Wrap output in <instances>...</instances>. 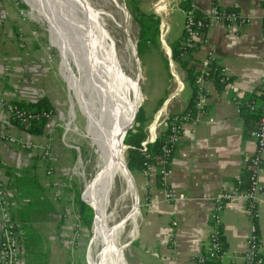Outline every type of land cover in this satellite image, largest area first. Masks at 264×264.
Returning <instances> with one entry per match:
<instances>
[{
    "label": "crops",
    "instance_id": "obj_1",
    "mask_svg": "<svg viewBox=\"0 0 264 264\" xmlns=\"http://www.w3.org/2000/svg\"><path fill=\"white\" fill-rule=\"evenodd\" d=\"M170 1L145 0L146 7L138 3L140 10L153 12L160 18L158 47L168 62L167 71L172 83L154 112L156 118L150 122L148 141L154 140L165 129L161 127L158 130L166 107L170 106L166 118L169 114L191 111V119L182 125L181 138L170 161L171 172L164 183L161 180L157 184L158 169L155 167L150 174L140 171L137 175L138 190L145 199L139 228L137 226L138 235L136 231L137 238L133 242L140 257L139 264H191L192 258L203 250L211 228L215 197L222 191L236 187L245 190L248 186L249 171L245 159L255 152V141L250 131L258 117L248 105L252 102L259 105L262 99L259 86L264 79V0H191L192 10L198 14L206 15L213 5H217L235 10L248 20L245 25L229 27L220 21H211L202 41L188 46L189 65L197 75L194 84L199 100L196 102L201 103V109L195 108L196 103L188 108L192 90L186 81V71L172 59L170 43L184 34L185 10L182 9V18L173 28ZM10 16L0 4V93L13 102H33L43 96L50 99L44 80L38 77L39 73L28 59L30 56L23 43L24 38ZM209 57L218 72L225 69L229 75L228 84L218 81V85L208 77L204 62ZM17 127L3 111L0 101V179L6 175L14 176L23 189L24 185L25 189H53L54 177L44 175L39 156L5 140L14 135L36 141V137ZM260 181L263 190L255 204L254 218L248 215L246 201L242 197L231 198L224 204L221 228L227 254L221 264H241L238 256L247 247L252 222L259 242L264 246V170ZM134 185L137 219L140 211ZM169 191L174 198H168ZM56 201L49 206L52 211L58 210ZM42 221L37 219L36 223L37 228L43 231ZM60 222L61 228L57 230L60 234L55 238L63 242L68 225L65 219ZM49 237L51 242L56 240ZM55 248L53 246L51 256L60 258V250L55 251Z\"/></svg>",
    "mask_w": 264,
    "mask_h": 264
},
{
    "label": "rangeland",
    "instance_id": "obj_2",
    "mask_svg": "<svg viewBox=\"0 0 264 264\" xmlns=\"http://www.w3.org/2000/svg\"><path fill=\"white\" fill-rule=\"evenodd\" d=\"M109 1L0 0L3 10L9 11L10 15H12L10 16L11 22L16 25L21 37L24 38L23 43L26 44V49L30 56H28V59L33 64L32 67H35L34 69L39 73L38 77L44 80L48 97H50V101L54 106L53 115L47 121L48 124L46 123L43 134L32 135L26 132L28 135L36 137V141L30 138H18L14 135L5 138V140H8V138L12 137L25 146L30 145L31 148H20L39 156L44 175L54 177L53 189H25L26 185H24L23 189L22 184L16 183L17 178L14 176L6 175L1 177L2 180L0 179V186L3 187L0 188V202L4 201L6 205L8 204L11 221H13L12 223L15 226V233L20 239L21 264H100L102 262L99 252L95 250V243L98 238L95 225L96 211L92 209V222L87 227L79 221L73 203V199L76 196L86 201L84 196L85 183L93 173L92 148L94 139L98 134V129L94 122L93 81H91L89 71L86 68L91 62L88 56H84L86 53L83 55L84 58L82 57L83 53H81L82 51H88L90 46L86 44L81 46L83 40L88 37L79 28V25L74 23L76 21L79 22L81 18L91 17V20L89 18L88 20L89 22L91 21L90 23L93 24L99 33V41L101 42L100 54L108 70L110 80L116 83V85H110L108 89L109 96L116 102L120 76L112 52L113 43L104 35L101 25L98 23L103 19L107 29L118 39L119 47L120 43L133 39L138 44L139 25L133 16L132 9L135 6L139 9L138 3L143 6L146 5L144 3L145 0H121L124 9L129 14L127 15L133 22V29L132 32L128 29L127 31L122 29L119 33L112 21L108 17H103L101 12L111 13L117 23L127 24V28H129V23L128 21L125 22L123 12ZM55 5L58 7V19H56ZM169 7L172 27L174 28L176 23L181 20L183 10L177 0L170 1ZM84 10H89L90 15H88L89 13L85 14L87 11ZM61 21L67 24L65 28L60 25L61 23L58 24ZM136 56L139 57L141 67V95L143 97L141 107L145 110V115L148 119L145 127L148 134L149 125L156 118V116L154 117V112L158 108V101L165 97L172 83L159 48L149 42L143 43L140 54H138L137 50ZM0 101L4 105V102L9 100L1 94ZM171 104L172 101H170L169 105ZM169 107H166L161 114L160 121L162 123L158 130L161 127L165 128V118L169 112ZM7 116L12 119L9 115ZM52 121L53 124L51 126L49 124ZM16 128L18 129L17 125ZM19 130L23 131L22 129ZM124 156L127 162V147L124 150ZM138 173L129 175L131 182L130 196L122 197L123 199L116 204L111 198L112 205L109 206L106 212L108 225L113 226L117 223L115 231L116 244L126 245L130 240V247L122 253L118 264H139L140 261L136 245L133 244L137 238V226L139 228L145 201L138 190ZM131 176L135 184L139 203L140 212L137 219L135 216ZM114 180L115 176L111 177L108 183L110 194L114 189ZM117 186H119V191L124 190L120 184H117ZM55 200H57L58 210L52 211L49 206ZM46 206H48L47 210L45 209ZM37 219L43 220V231L37 228ZM62 219H65L68 225V230L65 233L67 236L64 237L63 242L55 238L60 234V230H57L61 228L60 224L62 222L60 221ZM49 236H52V239L55 238L57 241L51 242V237ZM46 244H50V246L46 247ZM53 246L57 247L55 251L60 250V258L57 255L51 256ZM25 254L27 261L24 262ZM1 256L0 251V262ZM51 257L56 260H52Z\"/></svg>",
    "mask_w": 264,
    "mask_h": 264
},
{
    "label": "bare ground",
    "instance_id": "obj_3",
    "mask_svg": "<svg viewBox=\"0 0 264 264\" xmlns=\"http://www.w3.org/2000/svg\"><path fill=\"white\" fill-rule=\"evenodd\" d=\"M109 2L123 12L125 22L128 21L129 23V28L126 27L127 24L123 25L117 23V20H115L114 16L109 12H101L103 17H108L119 33L122 29L126 31L128 29L132 32L133 22L131 21V18H129L126 9H124L121 0H110ZM55 6V14L57 15L58 7L57 5ZM84 11H87L85 14L89 13V10ZM88 15H90V13ZM58 18L57 15L56 19ZM88 18L91 20V17H85L84 19L81 18L79 22L76 21L74 23L75 25H79V28H81L83 33L88 37L83 40L81 46L86 44L90 47H88V51H82L81 53H83V58L84 56H88L91 62L88 67H86L85 64V67L89 71L91 81H93L95 102L94 122L98 129V134L94 139V145L92 148L93 173L85 183L84 196L86 201L92 205L96 211L95 225L98 238L95 243V250L100 254V260L102 261L100 264H118V260L121 259L120 257H122V253L130 247V240L126 245L116 244L115 231L117 229V223L113 226L108 225L106 212L109 206L112 205L111 198H113V201L116 204L126 195L130 196L131 192L130 178L125 168V145L122 142V137L125 130L133 121L134 116H132V114L135 112L136 106L143 101V99L141 101L140 98V95L142 94L141 67L139 58L136 56L137 52L135 51L136 40L133 39L122 44L120 43L119 47V42H117L118 39H116L110 30L107 29L102 19L98 24L101 25L104 35L113 43L112 52L120 76V86L119 88L117 87V101L114 102L113 98L109 96L108 89L110 85H116V83L110 80L108 70L106 69L104 60L100 54L101 42L99 41V33L96 31L97 29L93 24L90 23L91 21L89 22ZM58 24L64 28L67 25L63 21ZM84 53L86 54L84 55ZM126 118L127 120L125 121ZM124 121L125 123H123ZM126 125L127 127L124 129L121 136V132ZM152 130L153 129H151L150 132H152ZM113 176H115L114 189L110 194L108 183ZM117 184H120L124 190L119 191V186H117ZM130 237L129 239H131Z\"/></svg>",
    "mask_w": 264,
    "mask_h": 264
},
{
    "label": "built area",
    "instance_id": "obj_4",
    "mask_svg": "<svg viewBox=\"0 0 264 264\" xmlns=\"http://www.w3.org/2000/svg\"><path fill=\"white\" fill-rule=\"evenodd\" d=\"M211 21H220L230 25H245L248 23L246 17L242 16L239 12L231 9L221 8L213 5L206 15H196L192 7L185 11L184 22V44L189 46L196 41H202L203 33ZM212 64L211 58L205 60L204 67L209 68ZM208 73V72H206ZM219 82L222 84L229 83V75L224 68L219 71ZM259 93L261 101L259 105L255 102L250 103L248 106L251 112H257V120L255 126L251 129L250 135L255 141V152L250 157L245 159L246 167L249 171L248 186L245 190L236 187L231 190L222 191L214 199L213 211L211 213V228L205 241L203 250L192 258L191 264H209L211 261L222 263L223 258L226 257V249L222 241V218L221 212L224 204L234 197H242L246 201L247 212L250 218L256 216V201L263 190L260 181V174L264 170V79L259 86ZM235 102H239L236 97L233 98ZM195 108L201 109L202 105L196 102ZM3 111L14 120H18L20 125H29L28 123L33 119L45 117L50 120L53 111H42L34 113L27 111L25 108L18 107L13 101H5ZM191 119V111L185 112L181 116L173 117L166 123V130H168V137L161 148V157L158 158L157 165L144 163L146 167L142 170L145 174H150L153 168H157L158 175L164 183L165 178L171 172L170 170V154L174 150L176 144L179 142L182 133V125ZM156 139V138H155ZM154 139V140H155ZM7 140V139H6ZM152 140L151 142H153ZM9 143L17 145L22 148H31L30 145H23L19 141L14 140L12 137L7 140ZM147 141V142H146ZM148 138L142 142L141 150L146 152V144L149 143ZM49 156V155H48ZM148 157V154H146ZM0 188H3L0 186ZM168 198H174V194L168 192ZM8 205V204H7ZM6 202H0V251H1V264H21V251L19 247L20 239L15 233V226L11 221V216ZM241 264H263L264 263V246L261 245L256 234V226L252 222L247 238V247L245 251L238 256Z\"/></svg>",
    "mask_w": 264,
    "mask_h": 264
},
{
    "label": "trees",
    "instance_id": "obj_5",
    "mask_svg": "<svg viewBox=\"0 0 264 264\" xmlns=\"http://www.w3.org/2000/svg\"><path fill=\"white\" fill-rule=\"evenodd\" d=\"M179 5L182 9L186 11L189 8H191V0H180ZM132 13L139 25V40L137 44L138 54H140L141 46L143 45V43L146 42H149L152 45H154L156 48H159L158 36H159L160 18L153 12L146 13L144 11L139 10L136 6L134 9H132ZM196 15L199 14L196 13ZM183 41H184V34L182 37L173 40L170 43V48L172 52V59L178 62V64L186 71V81L192 90V95L188 99V108H190L196 103V101L199 100L198 96H196V88L194 84L197 75L194 72V69L191 67V65H189L190 63L188 56L189 47L185 45ZM184 55H186L187 57L183 58ZM164 60H165V66L168 70V62L166 59ZM207 71H209L208 77L213 81H215V83L220 85L218 83L219 72L215 64H211L207 69ZM163 99L164 98H161L158 101V107L161 105ZM14 103L18 107L25 108L27 111H31L34 113H40L42 111H54V106L52 102L46 96H43L33 102L14 101ZM185 112L175 115L169 114L165 120L166 123H168L169 120L175 116L179 117L182 114H185ZM134 113L132 114V116H134ZM11 121L29 134L40 135L43 133L44 127L48 120L45 117H41L39 119H33L28 123L29 125L26 126L20 125L18 123V120L16 121L13 118L11 119ZM147 121L148 119L145 115V110L143 109V107H140L136 114L133 127L127 131L123 139L124 144L127 146V168L132 174L142 171L146 167V165H144L145 162L155 166L157 165L158 158L161 157L162 145L164 144L165 140L168 137L169 132L165 128L162 132L159 133V135L156 137V139L153 142H149L146 144V152H143L141 148H142V142L145 141L147 138V132L145 129V127L147 126ZM173 152L174 150H172L170 154V159L172 158ZM146 154H148V157H146ZM157 176H158L157 184H160L161 183L160 175ZM73 203L75 207V212L79 217V221H81L82 224H84L85 226L89 227L93 218L92 208L88 204L83 202L79 198V196L74 197ZM209 264H219V263L215 261H211L209 262Z\"/></svg>",
    "mask_w": 264,
    "mask_h": 264
},
{
    "label": "water",
    "instance_id": "obj_6",
    "mask_svg": "<svg viewBox=\"0 0 264 264\" xmlns=\"http://www.w3.org/2000/svg\"><path fill=\"white\" fill-rule=\"evenodd\" d=\"M135 47H136V52H137V43H136ZM138 58H139V57H138ZM142 102H143V101H142ZM142 102L139 103V104L136 106V110H135V113H134L133 121H132L131 125L125 130L124 135H123V137H122V142H123V139H124L125 134L127 133V131L130 130V129L133 127L134 122H135V118H136V114H137V112H138L139 107L142 106ZM146 142H147V141H146ZM123 144H124V142H123ZM124 145H125V144H124ZM126 147H127V146L125 145V148H126ZM125 168H126V171L128 172V174L131 175L130 171H129L128 168H127V162H126V160H125ZM133 185H134V182H133ZM134 188H135V185H134ZM82 200H83L85 203H87V204H88V205L94 210V208L92 207V205H90V204H89L87 201H85L83 198H82ZM137 205H138V207H139L138 199H137Z\"/></svg>",
    "mask_w": 264,
    "mask_h": 264
}]
</instances>
